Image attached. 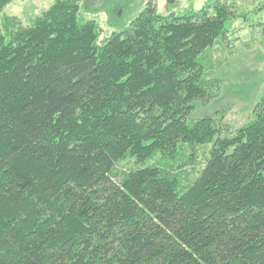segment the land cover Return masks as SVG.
<instances>
[{
	"label": "trees",
	"instance_id": "trees-1",
	"mask_svg": "<svg viewBox=\"0 0 264 264\" xmlns=\"http://www.w3.org/2000/svg\"><path fill=\"white\" fill-rule=\"evenodd\" d=\"M153 1L103 45L77 0L29 25L4 18L0 264H264V89L239 129L232 104L194 117L221 97L206 74L234 54L227 23L246 15L210 0L162 16ZM126 2L103 0L108 22ZM207 144L182 180L179 156Z\"/></svg>",
	"mask_w": 264,
	"mask_h": 264
},
{
	"label": "rangeland",
	"instance_id": "rangeland-1",
	"mask_svg": "<svg viewBox=\"0 0 264 264\" xmlns=\"http://www.w3.org/2000/svg\"><path fill=\"white\" fill-rule=\"evenodd\" d=\"M55 0H13L4 10L0 22V29L5 17H16L22 24L29 25L32 21L46 11ZM82 6L81 16L84 21H96L102 29L99 44L103 45L114 33H119L128 27L143 11L148 0H124L127 1L126 17L115 22H108L106 11H102L103 0H77ZM210 0H154L157 13L162 16L175 14L183 15L191 9L198 10ZM238 12L246 15L242 19L227 23V29L231 31L230 39L233 41L234 54L227 62L217 70L206 74L208 79H221L223 91L221 97L209 106L196 103L195 118H202L214 114L223 106L232 104L233 108L227 115L225 122L233 129H239L248 122L252 109L261 96L264 89V45L261 43V33L264 29V11L258 14L256 10L264 5V0H234ZM237 38V39H236ZM249 48H247V45ZM211 144L196 148V156L193 162L188 160L192 151L186 149V154L178 163L185 164L181 178L184 180L185 172L190 180H194L199 174L210 156ZM158 160V159H157ZM153 161L147 162L150 165ZM161 161V160H160ZM164 161V160H163ZM161 161V163L163 162ZM132 160L126 159L118 164L116 177L122 178L132 166ZM168 161H166V165ZM171 164V163H170Z\"/></svg>",
	"mask_w": 264,
	"mask_h": 264
}]
</instances>
